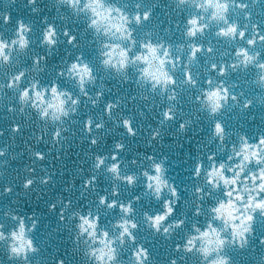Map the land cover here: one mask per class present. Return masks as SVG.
Segmentation results:
<instances>
[{"label":"clouds","instance_id":"9594fccd","mask_svg":"<svg viewBox=\"0 0 264 264\" xmlns=\"http://www.w3.org/2000/svg\"><path fill=\"white\" fill-rule=\"evenodd\" d=\"M10 4L16 6L17 0H10ZM175 4L180 13L187 8L191 14L184 13V41L174 46L164 40L135 38L132 25L139 27L149 21L155 5L145 10L136 3L135 11L130 12L126 10L129 5L121 7L109 0H55L63 29H58L55 17L50 23L49 17L43 16L37 44L43 52L33 48L37 42L32 37L31 22L18 16L9 29L12 12L0 11V101L11 92L22 114L30 110L45 123L46 130L51 125L54 142L69 131L65 121L76 122L72 118L79 115L82 98L90 101L92 108L101 103L104 85L100 84L94 96L90 94L89 88L96 87L101 78L82 53L65 60L50 82L43 79L49 58L65 38L67 45L78 46L69 20L87 24L99 45L100 65L105 72L127 81L128 70L132 69L137 73V83L150 86L149 91L159 96L156 126L149 124L142 131L148 146L157 142L170 124L191 140L192 126L199 117L186 116L179 97L183 87L195 89L197 112L212 120V128L206 144L191 145L197 151L189 154L192 166L185 184L178 185L170 177L167 156L122 155L127 147L124 135L134 138L140 129L133 127L130 118L118 120L112 116L119 101H108L100 117H85L81 136L90 149L106 134L115 138L109 151L91 154V171L81 181L80 194L90 190L95 194L93 201L72 209L67 217L75 222L74 251L81 252L87 264H186L187 256L178 253L196 254L199 264H236L228 254L234 249L240 254L241 264H264V233L258 235L255 230L257 218L264 221V131L250 137L243 131H229L220 119L225 109L235 107L244 112L257 102L244 91H234L238 88L236 81L224 77L251 70L257 100L264 97V21L253 22L251 10L259 6L257 17L264 14V0H175ZM23 6L31 14L41 12L38 0H26ZM213 29V35L229 45L228 51L220 53L219 62L210 44L196 42ZM198 53L205 57L203 65ZM226 56L232 59H223ZM180 72L184 79L178 81L176 74ZM8 111H15L14 106L9 104ZM18 127L13 125V131ZM4 151L0 150V155ZM36 156L43 159L41 153ZM130 165L137 171H126ZM100 173L105 174L110 191L107 186L101 190ZM50 179L44 178L43 183ZM32 183L27 180L25 187ZM207 201L210 203L205 211ZM60 203L58 200L50 207L54 209ZM71 205V200L63 201L61 222ZM5 216L15 223L8 232L0 224V243H7V259L30 264L29 256L39 251L31 236L38 221L29 216V225L23 216L11 212ZM156 241L167 242L171 253L154 256L151 246ZM55 264H65V260L57 258Z\"/></svg>","mask_w":264,"mask_h":264},{"label":"water","instance_id":"95a60500","mask_svg":"<svg viewBox=\"0 0 264 264\" xmlns=\"http://www.w3.org/2000/svg\"><path fill=\"white\" fill-rule=\"evenodd\" d=\"M110 3L118 4L124 7L129 5L127 11L134 12L133 7L136 3H140L146 10L153 7V14L149 21L144 22L137 27L135 24V38L137 41L151 39L153 42L161 40L176 44L184 41V25L185 14H191V10L185 8L184 13H180L176 8L175 0H109ZM26 0H17V5L12 6L10 0H4L0 4V11L12 12V24L9 29L14 26L18 16H23L26 22H31L34 26L32 37L36 40L33 48H37L39 39L41 38L44 25L41 19L44 15L49 17V22H53L55 17L57 27L62 31L63 23L60 21L61 12L56 10L55 0H38L41 12L31 14L29 9L23 5ZM256 7L253 11L252 20L257 19L264 21V14L257 17ZM62 12L67 13L66 9ZM179 13V14H178ZM235 17H233L234 19ZM69 26L74 30L73 34L77 36V47L67 45L65 43L59 45L53 51V55L48 60V71L43 79L50 82L56 78V69L60 67L65 60H72L78 53H82L93 67L97 75L101 78L97 86L89 88L90 94L94 96L100 84L104 85L105 95L101 103L95 107H91V102L82 98V105L78 116L73 117L75 123L65 121L69 127V131L64 137L58 141L52 140V127L46 126L40 121L35 113L27 110L25 113L19 111V105L15 96L10 92L3 101H0V150H5L0 155V224H3L4 231L8 232L15 227V223L6 218L5 213L11 212L19 216H23L30 225L32 220H28L29 216L38 221L36 230L31 233L35 246L39 249L37 253L29 256L30 264H55L57 258H63L65 264H87L86 259L81 252L74 251L76 245L73 243L75 238L74 221L69 217L72 209L88 206L94 199L95 194L90 190L80 194L82 189L81 181L84 175L91 171L92 153L107 152L112 146L115 135L101 137V143L90 149L86 139L81 136L83 131V122L86 116L92 115L100 117L104 113L105 104L108 101L116 103L119 101V108L113 110L112 116L119 119L130 118L133 127L140 129L138 135L134 138L124 135L126 150L122 155L139 157L141 154L152 153L158 158L167 156V165L170 169V177L174 178L178 185L188 183L185 179L189 175L188 169L191 168L192 162L189 154L197 151L192 144H200L203 146L207 143L211 136L212 120L204 114L197 112L198 106L194 103V96L197 94L195 89L183 87L180 91V105L185 110L186 116L196 115L199 117L196 124L192 126L190 135L191 140L184 133L177 130L175 124H170L167 130L162 132L157 142H153L151 146L147 145V138L142 135L143 129L149 124L155 128L156 117L158 115L157 105L161 104L158 95H154L149 91L150 86H141L137 83V73L132 69L128 70L129 79L125 81L123 78L116 77L111 72H105L100 65V56L98 52L99 45L93 38L91 30L87 29V24L80 20L73 22L69 20ZM241 23L243 20L241 19ZM165 29H168L165 31ZM3 30V29H0ZM213 31H208L204 37L197 39V43H203L205 46L209 44L216 50L215 55L219 62L220 53L228 51L229 45L222 40H218ZM9 33H6V35ZM43 52V49H38ZM137 50L139 45L137 44ZM234 51V48L232 49ZM199 63L204 64L205 57L197 54ZM225 60H231V56L223 57ZM196 69L193 70V76ZM251 70L245 73L231 74L223 79L236 81L238 88L234 91H244L245 95L257 101L253 106L241 112L238 108L225 109V115L220 117L227 129L231 131L246 132L250 137L255 133L264 131V97L257 100V86L251 83ZM176 79H184L182 72L176 74ZM62 86H66L63 80L60 81ZM72 91L76 93V89ZM14 106L15 111L9 112L8 105ZM143 113V116L141 115ZM109 124L111 122L109 121ZM13 125H18V129L13 131ZM115 127L114 125L112 126ZM75 133V134H73ZM105 138L106 141L105 142ZM41 153L43 159L36 156ZM145 166L147 163L145 162ZM126 171H137L136 166L130 165ZM83 173V175H82ZM100 176L99 185L101 190L107 186L110 191V185H105L103 173ZM51 177L48 183H43L44 178ZM32 180L33 183L25 187V182ZM79 186V188L77 187ZM5 189L10 191L5 192ZM65 189H68L65 192ZM61 201L56 208L50 206ZM71 200V208L64 213L66 219L61 222L59 220L60 209L63 207V201ZM207 201L205 203V211L207 209ZM189 209H185L188 211ZM197 219L192 217V220ZM192 221L190 220V223ZM256 233H264V221L257 218L255 224ZM139 235V233H138ZM181 239L183 232L179 233ZM153 255L163 256L164 252L171 253V248L167 242L161 243L156 241L152 246ZM228 254L233 256L236 264H241L240 254L234 249H229ZM186 255V264H199V257L196 254ZM0 261L2 264H23V261L7 259V243H0Z\"/></svg>","mask_w":264,"mask_h":264}]
</instances>
